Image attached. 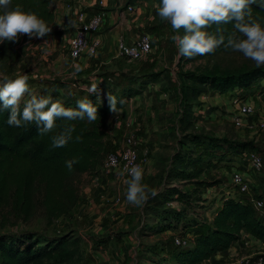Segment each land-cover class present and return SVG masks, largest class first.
Segmentation results:
<instances>
[{
	"label": "trees",
	"instance_id": "obj_1",
	"mask_svg": "<svg viewBox=\"0 0 264 264\" xmlns=\"http://www.w3.org/2000/svg\"><path fill=\"white\" fill-rule=\"evenodd\" d=\"M56 1L12 0L11 7L19 5L23 11L36 14L49 27H53L56 24V16L49 8ZM251 9L252 19L264 26V8L254 4L251 5ZM222 27L226 29L225 35L232 31L231 24ZM207 31L215 34L216 26L213 25ZM178 35H184V30L181 29ZM26 38V35H21L17 43L8 41L0 43V74L13 72L25 51V48L18 46H21L20 43ZM231 52L233 51L221 46L212 54L195 58L204 59ZM156 79V74L136 78L134 81L138 84V89L126 88L119 93L109 90L104 93H88L81 97L77 95L63 99L58 91H52L49 98L65 107L75 108L78 100H90L97 106L98 118L93 123H88L86 120H57V127L53 132L43 137L38 135V126L35 123H28L22 127H9L6 121L10 109H4L0 101L2 225L6 220L5 211L16 218L20 216L28 218L35 206L43 209L48 223L69 214L78 202L77 190L72 178L83 174L95 178L108 152L106 139L113 115L109 111L107 94L115 96L118 100L117 107L122 109L126 100L140 92L139 88L155 82ZM200 86L206 89L201 90ZM253 88L264 100L263 69L253 68L225 75L182 74L179 87L181 109L179 127L180 131L186 134L179 140V150L172 156L171 165L166 171L168 186L159 194L161 205L175 201L182 208L154 210L153 214L157 221L156 231L177 229L180 225L182 231L192 227H200L201 231L192 232L193 240L188 248H177L174 251L172 262L148 250L151 255H140L135 264H203L220 251L229 249L241 239L242 234H247L264 245V223L255 217L249 204L238 199H219V205L210 208L209 212L214 213V216L208 222L199 224L190 217L195 211L193 205L207 201L202 197L203 193L219 183L201 179L205 172L204 167L201 166L203 157L209 158L206 161V168L216 170L219 165L232 162L233 157L243 151L254 150L247 144L233 145L227 140L187 133L192 126L195 112L203 105L200 98L206 91L214 96H221L233 90L247 92ZM121 99L124 100L123 105L119 103ZM65 124L75 126L73 140L65 147L52 149L50 136L59 133ZM76 136H82V142H75ZM196 148L200 150L197 151ZM71 159L78 160V163H75L73 170L69 172L65 161ZM171 181L192 184L193 188L189 192H184L179 188L182 184L170 186ZM80 242L79 238L66 235L43 242H35L30 235H0V264H70L80 258Z\"/></svg>",
	"mask_w": 264,
	"mask_h": 264
},
{
	"label": "rangeland",
	"instance_id": "obj_2",
	"mask_svg": "<svg viewBox=\"0 0 264 264\" xmlns=\"http://www.w3.org/2000/svg\"><path fill=\"white\" fill-rule=\"evenodd\" d=\"M63 1L64 0H61V2ZM70 2L71 1H67V3ZM49 10L51 12L56 11V6L54 3L50 5ZM54 14L56 16V24L55 26L51 27L52 31L40 39L32 38L29 40L28 37L24 39L20 43L21 46H18L25 48L22 58L19 60L18 64H16L11 74H3L8 76L10 79H15L17 77V69L19 71L18 75L27 77L28 86H31L33 84V80H35L30 78L37 76V79H39L40 76H42V82H38L40 83V87L37 88V84H33L35 85L33 89L29 87V93L25 95V100L29 99L30 95H36L37 97L43 95L49 98L52 90L57 89L59 87L58 85H60L58 83H61L59 76H65V74L61 72L62 70H60L58 60L61 58L62 54L65 53V45L63 44L62 39L63 35L67 31L66 28H63V24L61 23L62 18L60 17L58 21V14ZM45 41H47V43H44ZM167 48L172 52L167 55L165 61L163 60V63L152 64L154 58L152 59V57H149L144 60L143 63L150 64V67L142 69L140 73L131 76H149L153 74H156V76L160 77L164 76L162 81H165L164 84L169 85L166 90H172L170 99L173 100L177 98V89H179L181 85L182 74L184 73L225 75L236 74L253 68H260L264 70V66L257 67L254 61L245 58L242 53L237 51L204 59L193 57L189 60L186 57H178V49L176 48L173 40H170ZM170 73H174L173 76H175V78H170ZM126 82V79L123 80V84ZM200 88L201 90L206 89V87L202 86H200ZM252 90V93H245V96L239 99H241V102H248L252 104L257 110V113L253 119L249 120V124L252 123V125H256L259 116L264 115V100L261 95L258 94L257 90L254 88ZM65 92L66 94L70 93L69 91H63L61 93ZM173 94H175V96ZM230 95L231 93L221 96H214L211 92L206 91V93L203 95V97H205V101H200L203 104L200 109H202V107L206 108V113H204V115H198L197 112H195L196 114L194 115L192 126L188 129L187 133H194L202 137L205 136L214 139L219 138L220 140H227L233 145L242 143L247 144L255 151L264 154V139L260 137L256 128H249L250 125H248L249 127H247L246 130H237L233 127L231 122L232 114H230L232 111L231 105L229 103ZM209 97H212V99H209ZM129 118V112L123 109V113L119 115L116 120L113 119V117L110 119L109 125L111 129L109 127L108 137L106 139L108 151H113L118 148L124 136H126L128 133H131L132 130L129 128V126H127ZM112 121L115 124H119L118 129L112 127ZM185 134L186 132L182 133V131H180V127H178L176 144H178V140L182 139ZM110 140H114L115 144H111ZM178 150L179 148L177 145L174 153H176ZM196 150L199 151L200 148H196ZM208 159L209 158H207V156L203 157V163L201 166L204 167L205 172L202 174L201 179H206L207 181L220 182L219 180H221L223 182H227L230 173L233 171V162L228 164L223 163V165H219L216 170H213L212 168H206V161ZM97 177L99 181H95V178L87 174L74 176L72 181L77 190L78 202L69 214L53 220L51 223H48L43 209L39 206H35V208L32 209L28 218L23 216L16 218L5 211L4 215H6V220L4 221V225H2L3 221L1 222L0 219V235H30L33 237V239H35V242H43L45 240L55 239L64 235L77 237L81 241L80 258L78 261L70 264H134V259L138 260V258H140V255H138L140 253H138L139 251L136 249L138 248L140 250V247L142 248V246L144 247L143 251L145 249L146 251L147 249L159 250L160 247L168 246L170 247L168 255H171V253L175 250L173 249L174 247L171 241L163 240L159 236H150L149 234H153L150 231L145 230L147 232L146 236L150 237L141 240L143 245L140 244L131 253H126L122 257H119L120 261L117 260L116 256L114 255V250H119V247H117L118 245L120 248H123V246L118 244L117 241V243L113 242L111 244L109 241L111 240V237L117 240L128 233L121 232L122 230L119 227H111L108 223H105L104 220H100V222L98 218L103 214H106L110 217H116L119 210L124 207L123 204L125 203L126 195L121 190L122 186L115 182V177H111L110 175L106 174H102ZM118 178V181L121 180L122 182H125V180L129 179L121 175H119ZM105 180H108V182L114 181L115 183L110 184L105 182ZM256 181L258 182L259 188H261L262 194L264 195V174L258 176ZM98 186H101V188L103 187L104 190L98 193ZM181 188L182 191L189 192L193 188V185L182 183ZM106 192H109V195L101 200V197ZM220 194H223L222 189L216 191L215 193L209 194H206L205 191V196L209 198V202H203L205 204L202 205H193L192 207L195 209V211L193 214H190L191 216H189L194 218L195 221L199 222V224L208 222L214 216V213L209 212L210 208L215 205L217 196ZM111 196L112 199H110ZM117 198L120 199V202L116 201ZM173 205H177L178 209L182 208L177 202H175ZM81 206L86 207V210L83 211ZM159 206L160 200H157V202L151 207L143 208L145 215L149 216L147 217L148 220L153 221V216L149 214H153L154 209H158ZM115 222L118 221L115 220ZM187 231L190 233L198 232L201 231V228L192 227ZM176 232V235L182 236L181 225L176 229ZM241 246L243 249H247L243 250L241 249ZM237 249L239 251H237ZM237 249L231 245L229 249L220 251V253L211 257L206 263L204 262L203 264H230L233 253L239 252V257L248 254V256H252L253 259H260L262 264H264V245L262 243H257L251 239H244L241 245L239 244ZM136 253L138 254L136 255ZM164 259L169 262V259Z\"/></svg>",
	"mask_w": 264,
	"mask_h": 264
},
{
	"label": "crops",
	"instance_id": "obj_3",
	"mask_svg": "<svg viewBox=\"0 0 264 264\" xmlns=\"http://www.w3.org/2000/svg\"><path fill=\"white\" fill-rule=\"evenodd\" d=\"M67 1L71 2L67 3ZM99 1H102V9L105 12V17L96 33L87 34V42L89 44H91L94 38L100 40L99 49L94 56L90 55L86 49L75 60L70 59L66 53V44L77 28L75 20L77 12L76 10L74 11L73 8H75L77 4H80V6L84 7L89 13H96ZM159 2L160 0H64L63 2L57 0L54 3L56 11L53 13L58 14V21L60 17L62 18L61 23L63 24V28H66L67 31L62 39L65 45V53H63L58 60L60 70H62L61 72H63L65 76H59L61 83L59 82V87L52 91H58L60 96L64 99L68 96H85L89 93V89L93 85H97L101 93L109 90L119 93L126 88L138 89L139 86L134 80L145 76L131 75L140 73L142 69L150 67V64L143 63V61L149 57H152V59L154 58L152 64L163 63L167 55L172 52L167 48L170 40H172V36L178 35L180 32L174 31L168 22L162 20L158 16L156 5L159 4ZM127 7H131V11H128L126 9ZM142 34H148L150 36L152 43L151 52L144 58L136 61L119 57L116 48L117 42L122 39L126 44H133ZM74 65H79L81 71L76 73ZM16 72L17 76H21L18 75L19 71L17 69ZM173 75L174 73H170L169 77L175 78ZM163 77L164 76H157L155 82L148 83L142 88H139L140 92L131 99L126 100L125 106L120 109L119 114L113 116V119L116 120L118 116L123 113V109L129 112L130 118L127 126H129L132 130L131 132H133L140 141V153H144L145 151L148 152V159L143 165L144 177L142 184L147 185L150 189L158 190L159 194L168 186V182H166V171L171 165L174 150L178 145L176 144V138L178 136L179 116L181 112L179 105V89H177V98L175 102V100L170 99L172 90H166L169 85L164 84L165 81H162ZM37 78V76H33V78L30 79H35L33 80V84H37L38 88L40 87V83L38 82H42V76H40L39 79ZM125 79L127 82L123 84V80ZM33 84L29 86L32 89L35 87ZM63 91H69L70 93H61ZM173 95L175 96V94ZM204 99L205 97L202 96L200 101H205ZM209 99H212V97H209ZM53 101L56 102L55 100ZM196 112L198 115H204V113H206V108L202 107V109H198ZM112 127L118 129L119 124H115L112 121ZM110 143L115 144V141L110 140ZM120 144H122V142ZM102 174L104 173L99 170L97 176ZM106 175L115 177L117 180H115V182L122 186L121 190L126 195L127 185L121 180L118 181L119 174L108 173ZM97 176L95 177V181H99ZM105 182L110 184L115 183L114 181L108 182V180H105ZM169 183H171L170 186H177L184 182L179 183L177 181H171ZM181 187L182 186L179 185L180 190H182ZM98 188V193L104 190L101 186H98ZM219 190L218 188H209L206 190V194L215 193ZM159 194L154 198L150 197L143 207L133 206L125 199V203L123 204L124 207L119 210L116 217L103 214L98 218L99 221L104 220L105 223H108L111 227H119L122 230L121 232L128 233L117 240L111 237L109 241L110 244L117 241L118 244L123 246V248H120L118 245L117 247H119V250H114V255L118 261H120L119 257H122L126 253H131L140 244L143 245L141 242L142 239L150 236H159L163 240L171 241V236L177 233L176 229L156 231L157 221H155V216L151 213L149 214L153 216V221H151L147 219L149 216H146L143 212V208L151 207L157 200H160ZM108 195L109 192L104 193L101 200ZM221 196L222 194L217 196L214 208L219 205ZM202 197L208 198L205 196V193ZM110 199H112V196ZM117 200V202H120V199L117 198ZM173 202L175 203V201ZM173 202H169L166 205H161L160 203L159 208L154 210L178 209L177 205H173ZM208 202L209 198L205 203ZM205 203L200 202L199 205ZM81 208L83 211L86 210L84 206H81ZM115 220L118 222H115ZM145 230L150 231L153 235L149 234L150 236H146L147 232ZM251 240L253 239L251 238ZM255 242L259 243L258 241ZM143 248V246L142 248L140 247V250L137 248L136 250L139 251L138 253L140 254L136 253V255H151L149 251H153L158 257L169 259V262L173 261L172 255L174 251L177 250L174 247L173 249L175 250L171 255H168L170 248L168 246L160 247L159 250L147 249V251L149 250L148 252L146 249L143 251ZM134 261L135 264L137 259H134Z\"/></svg>",
	"mask_w": 264,
	"mask_h": 264
},
{
	"label": "clouds",
	"instance_id": "obj_4",
	"mask_svg": "<svg viewBox=\"0 0 264 264\" xmlns=\"http://www.w3.org/2000/svg\"><path fill=\"white\" fill-rule=\"evenodd\" d=\"M11 3L12 0H0V43H17L21 35H26L29 40L40 39L52 31L36 14L23 11L19 5L11 7ZM254 4L264 8V0H160L156 11L174 31L184 30V35L172 36L178 49V57L190 60L196 56L212 54L223 46L225 49L242 53L245 58L254 61L257 67H262L264 26L252 19L251 5ZM229 24L232 25V31L225 35L226 29L222 26ZM213 25L216 26L215 34L207 31ZM74 67L76 73L81 71L79 65ZM99 91L97 85L89 89V93L98 94ZM27 93L29 86L26 76L10 79L0 74V101L4 109H10L6 121L9 127L35 123L38 126V135L43 137L53 132L57 127V120H86L93 123L98 118L97 106L90 100H78L77 106L71 108L60 102H53L45 96L30 95V98L25 100ZM107 101L110 113L117 116L120 112L117 98L108 93ZM119 103L123 105L124 100L121 99ZM74 132V125L65 124L59 133L50 136L51 148L65 147L73 140ZM75 142H82V136H76ZM75 163H78V160L65 161L69 172L73 170ZM125 174L129 177L125 180L126 200L129 204L143 207L150 197L154 198L159 194L158 190L142 184L144 169L140 165H125L119 175Z\"/></svg>",
	"mask_w": 264,
	"mask_h": 264
},
{
	"label": "built area",
	"instance_id": "obj_5",
	"mask_svg": "<svg viewBox=\"0 0 264 264\" xmlns=\"http://www.w3.org/2000/svg\"><path fill=\"white\" fill-rule=\"evenodd\" d=\"M102 8V1L98 2L96 13H89L80 4H77L73 8L77 12L75 19L77 28L66 44V53L70 59L75 60L86 49L90 55H96L100 46V40L94 38L91 44H89L87 42V34L96 33L102 24L105 17V12ZM126 9L131 11V7H127ZM116 48L119 57L133 61L140 60L151 52V38L148 34H142L133 44H126L120 39L116 44ZM252 91L251 89L247 92L238 90L229 92L231 93L229 98L232 108L230 112L232 114L231 122L237 130H246L249 127L248 125H250L249 128H256L260 137L264 139V115L259 116L256 125L249 124V120L253 119L257 110L252 104L241 102V99H239L243 98L245 93L250 94ZM139 146L140 141L135 134L132 132L128 133L124 136L122 144L118 148L106 153L100 171L104 174H119L125 165L129 167L140 165L143 168L148 159V152L140 153ZM232 162L234 164L233 171L230 173L227 182L219 180V185L213 188L223 190L221 198L238 199L243 203L249 204L255 217L264 223V195L256 181L258 176L264 174V154L255 150H245L239 155L234 156ZM124 176H127V174ZM192 239L193 235L189 231H182V236L176 234L171 236L172 245L178 249L188 248L191 245ZM244 239L249 240L251 238L247 234H242L241 239L232 246L237 249ZM241 249H243L242 246ZM246 249L244 248L243 250ZM237 251L239 250L237 249ZM239 253H233L230 264H262L260 259H253L248 254L239 257Z\"/></svg>",
	"mask_w": 264,
	"mask_h": 264
}]
</instances>
